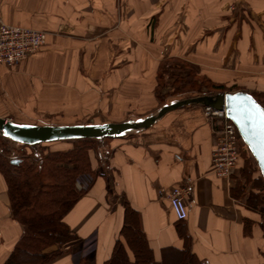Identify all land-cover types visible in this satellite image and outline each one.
<instances>
[{
  "label": "crops",
  "instance_id": "crops-1",
  "mask_svg": "<svg viewBox=\"0 0 264 264\" xmlns=\"http://www.w3.org/2000/svg\"><path fill=\"white\" fill-rule=\"evenodd\" d=\"M0 21L46 34L37 52L0 67V117L16 122L144 116L161 105L155 88L165 59L228 88L264 93V0H0ZM217 132L202 108L187 106L146 131L108 139L106 168L91 154L98 174L77 178V187L88 189L63 218L77 239L46 264H104L115 240H123L126 202L155 260L163 248L188 246L206 264H264L262 215L233 196L237 172L214 173ZM53 143L52 150L68 147ZM177 185L190 188L180 221L167 197ZM245 218L252 221L248 234ZM22 231L0 172V264Z\"/></svg>",
  "mask_w": 264,
  "mask_h": 264
},
{
  "label": "trees",
  "instance_id": "trees-1",
  "mask_svg": "<svg viewBox=\"0 0 264 264\" xmlns=\"http://www.w3.org/2000/svg\"><path fill=\"white\" fill-rule=\"evenodd\" d=\"M171 62L173 60H162L158 67L155 94L161 104L164 103L165 95L161 92L165 82V66ZM183 65L189 70V78L175 81L173 95L231 91L232 88L215 83L206 76L197 74L185 63ZM198 78L208 81V85L205 86L206 92H202L201 83L198 85L196 82L195 79ZM213 89L215 91H212ZM253 96L264 107V93H255ZM108 139L110 138L105 140ZM57 142H66L68 147L50 150L47 147L48 143H44L34 151L25 145L15 143L24 151L16 147L0 148V172L6 181L11 214L23 226L19 239L3 264H46L65 252L64 245L77 239L63 221L64 216L88 189L78 188L77 178L82 174L95 177L98 172H94L91 167V154L103 167L107 164L110 152L103 156L101 149L104 142L100 143L90 138ZM25 148L30 149L29 153ZM12 159L19 161L13 164ZM240 159L242 164L237 173L244 180V184H252L257 189L247 194L245 206L260 213L264 219V179L243 141L239 149L238 160ZM234 178L236 179V176ZM231 192L237 199L241 197L243 189L239 182L234 185ZM138 219L137 211L126 202L120 229L123 240L121 238L115 240L111 255L104 264H206L199 260L188 246L183 249L163 248L161 259L155 260ZM251 223V220L244 219L245 234L249 233ZM53 245H56L57 249L45 251ZM78 264L88 263L84 259H79Z\"/></svg>",
  "mask_w": 264,
  "mask_h": 264
},
{
  "label": "water",
  "instance_id": "water-1",
  "mask_svg": "<svg viewBox=\"0 0 264 264\" xmlns=\"http://www.w3.org/2000/svg\"><path fill=\"white\" fill-rule=\"evenodd\" d=\"M187 106L211 107L215 110L224 111L228 119L235 124L241 140L254 158L260 175L264 179V145H262L259 135L260 113L264 111V107L251 93L242 90L186 96L163 103L144 116L121 122L95 123L91 121L74 124H35L16 122L0 117V135L34 151L44 143L82 138L95 139L103 143L107 138H123L146 131L167 113ZM18 161V159H12L11 163L15 164Z\"/></svg>",
  "mask_w": 264,
  "mask_h": 264
},
{
  "label": "built area",
  "instance_id": "built-area-1",
  "mask_svg": "<svg viewBox=\"0 0 264 264\" xmlns=\"http://www.w3.org/2000/svg\"><path fill=\"white\" fill-rule=\"evenodd\" d=\"M43 31L21 27L0 21V67L11 68L27 56L37 52L45 42ZM205 118L218 128L217 142L212 150L213 170L216 176L227 177L235 169L242 140L235 124L224 111L201 107ZM190 188L173 186L167 194L169 205L176 220H185L188 215L185 195Z\"/></svg>",
  "mask_w": 264,
  "mask_h": 264
},
{
  "label": "rangeland",
  "instance_id": "rangeland-1",
  "mask_svg": "<svg viewBox=\"0 0 264 264\" xmlns=\"http://www.w3.org/2000/svg\"><path fill=\"white\" fill-rule=\"evenodd\" d=\"M166 68V73H165V82H164V87L162 88L161 92L164 95V103H168V102H171L173 100H176V99H179V98H183V97H186L184 95H173V90H174V86H176L175 84V81L178 79V80H185L186 78H189V73H188V69L183 65L181 64V62H177V61H173L171 62L170 64H166L165 66ZM193 71L196 72V70H194L192 68ZM191 76L190 75V79H191ZM196 82L198 83V85L201 83V90L202 92H206L207 89L205 86L208 85V81H202V80H199L198 79H195ZM202 81V82H201ZM229 88H232L231 91H234L235 88L233 87H229ZM211 91V90H209ZM212 91H215L214 89ZM218 92V91H216ZM215 93V92H213ZM187 96H190V95H187ZM161 104V102H160ZM159 104V105H160ZM199 108H201L199 106ZM109 140H105L104 141V147L101 149V152L103 154V156L107 155L109 152H110V147H109ZM62 145V144H61ZM63 145H67V143L63 144ZM2 146H7L9 147L10 149H13V148H21L20 146L16 145L15 143H12V142H9L7 141L6 139L2 138V136L0 135V148H2ZM47 147L52 150L53 147H55V144L54 143H48ZM26 152L29 153L30 149H26ZM20 151H24V149H20ZM105 165L102 167V169H105ZM235 172H238L237 171V168L234 170ZM236 179H235V184L237 185V182H239L240 186L242 187L243 189V194L241 195V197L239 199H242L241 201L243 203H245L246 201V196L247 194L250 192V191H257V189L252 185V184H244V180L241 179L240 175L238 173H236ZM257 176V173L256 175Z\"/></svg>",
  "mask_w": 264,
  "mask_h": 264
},
{
  "label": "snow or ice",
  "instance_id": "snow-or-ice-1",
  "mask_svg": "<svg viewBox=\"0 0 264 264\" xmlns=\"http://www.w3.org/2000/svg\"><path fill=\"white\" fill-rule=\"evenodd\" d=\"M260 119H261V124L259 129V135H260L261 143L262 145H264V111H261ZM5 135H7V133H5Z\"/></svg>",
  "mask_w": 264,
  "mask_h": 264
}]
</instances>
